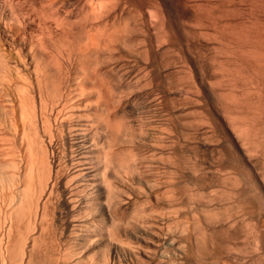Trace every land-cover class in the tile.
I'll list each match as a JSON object with an SVG mask.
<instances>
[{"label":"bare ground","instance_id":"bare-ground-1","mask_svg":"<svg viewBox=\"0 0 264 264\" xmlns=\"http://www.w3.org/2000/svg\"><path fill=\"white\" fill-rule=\"evenodd\" d=\"M184 9L0 0V264H230L247 251L263 208L249 188L254 103L243 123L237 107L200 109L220 80L190 46ZM263 30L248 35L258 50Z\"/></svg>","mask_w":264,"mask_h":264},{"label":"rangeland","instance_id":"rangeland-1","mask_svg":"<svg viewBox=\"0 0 264 264\" xmlns=\"http://www.w3.org/2000/svg\"><path fill=\"white\" fill-rule=\"evenodd\" d=\"M184 4H185V9L183 11V16H184V21L185 22H188V28H189V35H188V41H189V44L191 47H193V50H196L199 52V54L202 56L200 57V59H202V62L204 61V65H205V71L207 73L208 76H210V74L214 77V81H218L220 80L221 82V78H224V80L219 84H221L222 86H219V84L214 81L213 84L215 87V94L213 95H210V94H203L200 96V99H201V102L202 104H200V109L204 112L205 111H210V108L211 106H221V105H224V106H228V108H230V110L233 108V107H237V109L239 110V114L237 113L238 110H234V116L235 118H238L239 115L240 117L242 116H246V114L244 113V109L242 110L241 112V109L240 107H242L241 105H244L246 104V102L248 101H251L249 102V127L252 128L249 130V133H250V138H249V142H251V144L249 143V149L251 150V154L252 152L255 153V155H251V159L252 160V163L255 165V167H253L250 163H249V188H253V190H255L254 192L256 193L257 197L259 198V201L262 205V209L259 208V207H256L255 209H252V214L254 217H255V220L254 221H251V216H249V229H250V226L251 229L249 230V234L251 233V235H249V246L248 248L246 249L247 251L243 250V251H239V252H236L230 260H229V263L230 264H264V237L261 241V243L259 245H256L255 243V225H257V222H256V219L259 217L260 218V221L262 222L261 224L264 223V181H263V175H264V164H262L264 162V143H263V139H264V51L263 49L264 48H261V50L257 48V45H255L256 47H253V42L251 41H247L249 40V34H252L254 35V33L256 32L257 29H261L263 30L264 29V0H241L243 2H240V0H181ZM235 1V2H234ZM258 3H257V2ZM230 2V3H229ZM237 2V3H236ZM204 3V4H203ZM207 3V4H206ZM228 3V4H227ZM232 3V4H231ZM243 3V4H242ZM219 4V5H218ZM252 4V5H250ZM263 4V5H262ZM194 5V6H193ZM207 5V6H206ZM224 5V6H223ZM256 5V6H255ZM188 6V7H187ZM200 6V7H199ZM203 6V7H202ZM218 6V7H217ZM250 6V7H249ZM252 6V7H251ZM195 7V8H194ZM205 7V8H204ZM223 7V8H222ZM228 7V8H227ZM230 7V8H229ZM194 8V9H193ZM216 10H215V9ZM252 8V9H251ZM254 8V9H253ZM200 9V10H199ZM209 9V10H208ZM210 9H213V10H210ZM240 9V10H239ZM193 11V12H192ZM209 11V12H208ZM246 11V12H245ZM252 11V12H251ZM198 12V13H197ZM206 12V13H205ZM211 12V13H210ZM222 13V14H221ZM228 13L230 15H228ZM233 13V14H232ZM217 14V15H216ZM193 15V16H192ZM201 15V16H200ZM209 15V16H208ZM212 15V16H211ZM240 15V16H239ZM254 15V16H253ZM236 16V17H235ZM200 17V18H199ZM205 17V18H204ZM212 18V19H211ZM217 18V20H216ZM226 18V19H225ZM196 19V20H195ZM209 21H207V20ZM214 19V20H213ZM220 19V20H219ZM239 19V20H238ZM192 20V21H191ZM202 21V22H201ZM222 21V22H221ZM253 21V22H252ZM255 21V22H254ZM258 21V22H257ZM260 21V22H259ZM191 22V23H190ZM194 22V24H193ZM197 22L199 23L197 25ZM201 23V24H200ZM203 23V24H202ZM225 23V24H224ZM227 23V24H226ZM229 23V24H228ZM192 24V25H191ZM215 24V25H214ZM232 24V26H231ZM253 26H251V25ZM201 25H204L203 27H201ZM206 25H209V26H206ZM218 27H217V26ZM228 25V27H227ZM235 25V26H234ZM261 25V27H260ZM191 26H194V27H191ZM206 26V27H205ZM215 26V28H214ZM223 26V27H222ZM226 26V27H225ZM241 26V27H240ZM245 26V27H244ZM263 26V27H262ZM230 27V28H229ZM197 28V29H196ZM199 28V29H198ZM212 28V29H210ZM220 28V29H218ZM243 30H242V29ZM245 28V29H244ZM249 30H248V29ZM214 29V30H213ZM223 29V30H222ZM233 29V30H232ZM252 29V30H251ZM254 29V30H253ZM217 30V31H216ZM219 30V31H218ZM222 30V31H221ZM241 30V31H240ZM196 31V32H195ZM229 33H228V32ZM232 31V32H231ZM234 31V32H233ZM240 31V32H238ZM249 31V32H248ZM264 31V30H263ZM198 32V33H197ZM200 32H203L202 34L204 36L201 35ZM244 32V33H243ZM193 33V34H191ZM210 33V34H209ZM226 33V34H224ZM243 33V34H242ZM248 33V34H247ZM195 34V35H194ZM211 34H213V36L215 37L216 35V38H213V36H211ZM241 36H240V35ZM192 35V36H191ZM232 35V36H230ZM238 35V36H237ZM190 37V38H189ZM206 37H209V38H206ZM220 37V38H219ZM206 38V39H204ZM213 38V39H212ZM236 38V39H235ZM239 38V39H238ZM242 38L244 40H242ZM210 39V40H209ZM219 39H220V42H219ZM231 40V41H227V40ZM233 39V40H232ZM210 42V43H207L206 41ZM212 40V41H211ZM218 40V41H216ZM204 41V42H203ZM224 41V42H223ZM242 41V43H241ZM223 42V43H221ZM226 42V43H225ZM229 42V43H228ZM246 42H249L247 44H244ZM215 48H213L214 46ZM220 45V46H218ZM231 48H229V46ZM252 45V46H251ZM199 46V47H198ZM217 46V47H216ZM225 48H224V47ZM235 46V47H234ZM237 46V47H236ZM203 47V48H202ZM221 50H219L220 48ZM223 47V48H222ZM262 47V46H261ZM264 47V45H263ZM213 48V49H212ZM229 48V49H228ZM241 48V49H239ZM245 48V49H244ZM251 48V49H250ZM216 52H215V50ZM223 49V50H222ZM238 49V50H237ZM258 50V51H255ZM208 50V51H206ZM227 50V52H226ZM232 50V53L234 55H236L235 57L233 56V54L231 53ZM236 50V52H235ZM240 50V51H239ZM242 50V51H241ZM253 50V52L251 51ZM214 51V52H213ZM222 51V52H220ZM229 51V52H228ZM239 51V52H238ZM243 51H244V54H243ZM254 51L256 53H258L257 55H255ZM225 52V53H224ZM252 52V54H251ZM216 53V54H215ZM219 53H221L220 55H218ZM247 53V54H246ZM250 53V54H249ZM224 54V55H222ZM226 54H232V55H228L226 56ZM206 55V56H205ZM222 55V56H221ZM244 55V56H243ZM252 55V57H251ZM260 55V56H258ZM212 56V57H211ZM224 56V57H223ZM249 56V58H248ZM254 56V57H253ZM257 56V57H255ZM234 57V59H233ZM260 57V58H259ZM262 57V58H261ZM208 58V59H206ZM213 60H212V59ZM214 58H215V61H214ZM228 58V60H227ZM238 58V59H237ZM247 58V59H246ZM251 58V59H250ZM254 58V60H252ZM221 59V60H220ZM260 59V60H259ZM226 60V61H225ZM225 61V63H224ZM228 61V62H227ZM256 61V62H255ZM259 61V63H258ZM263 61V62H262ZM212 62V63H210ZM217 62V63H216ZM236 62H239V63H236ZM261 62V64H260ZM233 63V64H232ZM248 63V64H247ZM263 63V65H262ZM215 64V65H213ZM223 66H221V65ZM225 64H227V66L225 67ZM241 64V65H239ZM261 66L259 67L258 66ZM236 65V66H235ZM238 65V66H237ZM247 65V67H245ZM258 67H257V66ZM221 66V67H220ZM229 66V67H228ZM253 66V67H251ZM207 67V68H206ZM211 67V68H210ZM214 67V68H212ZM215 67L217 68V70L215 69ZM231 67V68H230ZM241 68V70L239 68ZM220 68V69H219ZM221 68H225V70H222ZM229 70H228V69ZM234 68V69H233ZM238 68V69H237ZM261 68V69H260ZM226 69L228 71H226ZM236 69V70H235ZM213 70V71H212ZM221 70V71H220ZM232 72H231V71ZM247 70V71H246ZM252 70V71H251ZM255 70V71H254ZM263 72H262V71ZM209 71V72H208ZM215 71V72H214ZM221 73L222 71H225L221 74L218 73ZM238 71V73H237ZM240 71V72H239ZM259 72L260 74H257L256 73ZM250 72V73H249ZM254 72V73H253ZM225 73V74H224ZM228 73V74H226ZM242 73H244L242 75ZM218 74V75H217ZM230 74V75H229ZM235 74V75H234ZM257 74V75H256ZM233 75V76H232ZM238 75V76H237ZM255 76V77H253ZM217 77V78H216ZM219 77V78H218ZM228 77V78H227ZM233 77V78H232ZM239 77V78H237ZM249 77L251 79H249ZM237 78V79H236ZM229 80H232L229 81ZM244 80V81H243ZM250 80H252V82H249ZM236 81V82H235ZM246 81V82H245ZM227 82V83H226ZM235 85H234V84ZM248 86H246L245 84ZM248 83V84H247ZM252 83V84H251ZM260 83V84H259ZM230 84V85H228ZM231 84H233V86H231ZM254 84V86H253ZM226 87H225V86ZM228 85V86H227ZM237 85V86H236ZM253 86L252 87H250ZM257 85V87H256ZM224 86V87H223ZM220 87V88H219ZM231 87V88H230ZM237 87V88H235ZM247 87V88H246ZM255 87V88H254ZM224 88V90L222 89ZM226 88V89H225ZM234 88V89H233ZM243 88V89H242ZM257 88V89H256ZM221 89V90H220ZM237 89V91H236ZM239 89V90H238ZM241 89V90H240ZM247 89V91H246ZM243 90V91H242ZM245 90V92H244ZM229 91V92H228ZM236 93H234V92ZM254 91V93H253ZM219 92L221 94H219ZM224 92V93H223ZM231 92V93H230ZM233 92V93H232ZM249 92V94H248ZM259 92V93H258ZM232 95H230V94ZM247 93V94H246ZM258 93V95H257ZM263 95H262V94ZM220 96H219V95ZM226 94V95H225ZM252 94V95H251ZM261 94V95H260ZM222 95L224 96L222 98ZM228 95V96H227ZM230 95V96H229ZM234 95V96H233ZM243 95V96H242ZM249 95V96H247ZM260 95V96H259ZM218 96V97H217ZM228 98V100L226 101L224 98ZM246 99H245V97ZM258 96V97H257ZM213 97V98H212ZM236 97V98H235ZM244 99H243V98ZM255 97V98H254ZM262 97V99L260 98ZM224 101H222V99ZM241 98V99H240ZM251 98V99H250ZM260 99V100H259ZM219 101V102H218ZM236 101L240 102V105L237 106L235 103ZM257 101V102H256ZM216 102V103H214ZM180 102H178L176 100V103L175 105H178ZM222 103V104H221ZM244 103V104H243ZM216 104V105H215ZM259 104V106L257 105ZM255 105V107H253ZM259 109H258V107ZM253 107V108H252ZM255 108V109H254ZM257 109V110H256ZM262 109V110H261ZM259 110V112H258ZM257 111V112H255ZM242 113V114H241ZM251 113V114H250ZM254 113V114H253ZM253 114V115H252ZM259 116H258V115ZM263 114V115H262ZM252 116V117H251ZM255 116V117H254ZM238 118L236 119L238 122L240 123H243L244 120H245V117H244V120L243 118ZM262 117V118H261ZM254 120H253V119ZM240 119H242L243 121H240ZM256 119V121H255ZM260 120V121H259ZM256 122V123H255ZM252 123V125L254 126H250ZM263 125V126H262ZM256 126V127H255ZM254 129V130H253ZM255 132V133H254ZM254 137V139H253ZM254 141L256 142V145L255 146V143ZM258 142V143H257ZM254 147H253V145ZM262 144V145H261ZM260 146V148H259ZM258 147V148H257ZM263 148V149H262ZM258 152H257V150ZM261 150V153H260V150ZM257 153V154H256ZM260 154V155H259ZM205 155L210 158L211 157V154L210 152H206ZM259 155V156H258ZM263 159H262V158ZM255 158V159H254ZM257 159V160H256ZM256 161V163H255ZM258 163V164H257ZM262 164V166H261ZM262 167V168H261ZM260 169V170H256V169ZM262 171V173L260 172ZM259 172V173H258ZM255 174V175H254ZM262 175V176H260ZM251 178V180H250ZM263 181V182H262ZM254 182V183H253ZM251 183V184H250ZM259 189V190H258ZM211 190V191H210ZM210 190H207L205 191V194L208 195L207 198H206V195H205V198L206 199H210L211 198V195H213V193L211 192H215V190L213 189H210ZM257 190V192H256ZM210 194V195H209ZM215 195V194H214ZM210 196V197H209ZM260 196V197H259ZM263 210V211H262ZM261 214H260V213ZM263 214V215H262ZM263 219V221H262ZM255 222V223H253ZM253 228V230H252ZM255 229V230H254ZM252 230V232H251ZM253 233V235H252ZM252 239L254 241H252ZM253 242V244H251ZM256 248H255V247ZM254 247V249H253ZM259 249V250H258ZM258 250L259 252L257 253ZM245 251V252H244ZM106 252V251H105ZM256 252V253H255ZM254 253V255H253ZM237 254V255H236ZM236 255V256H235ZM262 255V256H261ZM238 256V257H237ZM252 256V257H251ZM256 256V257H254ZM263 257V258H262ZM255 259V260H254ZM262 259V260H261ZM236 260V262H234ZM246 260V261H245ZM261 260V262H260ZM238 261V262H237ZM259 263H257V262ZM263 261V262H262ZM247 262V263H246Z\"/></svg>","mask_w":264,"mask_h":264}]
</instances>
